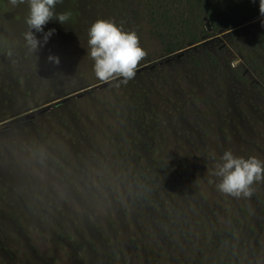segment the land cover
I'll return each mask as SVG.
<instances>
[{"label":"rangeland","instance_id":"obj_1","mask_svg":"<svg viewBox=\"0 0 264 264\" xmlns=\"http://www.w3.org/2000/svg\"><path fill=\"white\" fill-rule=\"evenodd\" d=\"M149 2L62 0L30 50L27 0H0V264H264V181L211 175L224 150L264 161V15L168 52ZM97 18L147 53L126 83L92 72Z\"/></svg>","mask_w":264,"mask_h":264},{"label":"clouds","instance_id":"obj_2","mask_svg":"<svg viewBox=\"0 0 264 264\" xmlns=\"http://www.w3.org/2000/svg\"><path fill=\"white\" fill-rule=\"evenodd\" d=\"M25 0H11L15 6ZM62 0H27L28 12L24 18L27 31L24 39L30 50H35L45 43L55 29L44 32L43 39L38 40L36 32L43 31L42 26L55 19L65 24L70 13L57 12L56 6ZM259 11L264 15V0H259ZM87 55L92 60L94 76L104 82L120 79L126 83L132 79L137 70L138 62L146 55L140 46L135 30H124L110 19L97 18L87 29ZM49 60L58 63L56 56ZM211 175L216 178L215 188L218 192L235 198L249 197L253 192L254 183L264 181V161L257 156L247 157L235 155L231 150H224L218 157L213 155Z\"/></svg>","mask_w":264,"mask_h":264},{"label":"trees","instance_id":"obj_3","mask_svg":"<svg viewBox=\"0 0 264 264\" xmlns=\"http://www.w3.org/2000/svg\"><path fill=\"white\" fill-rule=\"evenodd\" d=\"M147 9L157 29L166 36L179 35V46L169 47L168 52L228 33L233 28L239 32L238 27L262 15L259 0H154ZM239 45L241 51L251 54L260 48L256 43L253 49ZM253 61L257 63L256 59Z\"/></svg>","mask_w":264,"mask_h":264}]
</instances>
